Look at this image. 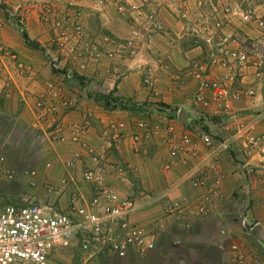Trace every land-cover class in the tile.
Wrapping results in <instances>:
<instances>
[{
    "label": "crops",
    "instance_id": "1",
    "mask_svg": "<svg viewBox=\"0 0 264 264\" xmlns=\"http://www.w3.org/2000/svg\"><path fill=\"white\" fill-rule=\"evenodd\" d=\"M94 1L81 0L79 3L85 13L82 19L85 31L89 39L98 43L99 47L106 45V38L110 36L114 55L111 61L85 58L86 69L82 74L87 79L82 86L87 88L88 95L81 98V110L65 112L62 119L65 123H83L87 143L99 152L102 151V145H105L103 127L108 119H122L129 125L124 141L106 153L111 171L107 173L105 182L113 186L119 196L134 198L136 209L130 214L129 221L142 226L146 231H154L155 247L142 255L131 249L124 257L101 253L93 258H88L75 247H68L53 251L51 258L57 264H231L236 252L229 246L236 243L244 249L248 264H254V260L264 264V165L257 164L252 158L248 159L249 164H244L248 158L242 148L244 138L241 134L235 136L236 129L231 115L224 117V120L230 121L231 126L225 130L221 127L220 118L198 119L197 108L191 101L195 81L187 71L191 61H203L206 55V47L197 40L189 26V21L196 13L195 0H190V11L185 17L181 15L179 0H151L150 8L158 13L165 28L143 42L134 57L128 56L121 44L130 31L129 16L120 15L113 5L97 7ZM6 2L12 6L21 2L19 7L22 5L25 8L27 16L23 33L36 48L26 43L23 33L19 34L9 27L12 24L0 27V49L1 46L4 48L3 54H0V68H4L10 75L7 96L4 95V88L3 93L0 92V146L5 155L3 168L13 171L15 178L25 184L27 177L22 171L26 162H29L37 170L38 185L33 188L37 199L42 198L56 205L62 212L72 215L73 211L68 205L69 194L77 191L81 195L77 205H84L93 190L91 183L82 180L86 158L83 157L73 168H67L65 162L75 148L74 143L69 140L65 143L50 141L42 125L32 127L35 111L31 92L40 89L53 78L49 63L40 54L49 42V27L39 19L37 9L32 5L34 0ZM258 8L264 17V8ZM199 11L208 14L211 10L204 5ZM5 19L0 15V21ZM224 29L227 33L238 31L245 35L255 34L254 27L238 20L225 25ZM13 55L16 57L13 58ZM19 61L29 68L27 73L15 68V62ZM146 71L154 77L153 91L142 84V75ZM179 74L182 75L181 81L173 78ZM249 79L244 77L242 83L237 81L232 87H244L249 84ZM87 80L90 82L88 85ZM102 83L111 84L115 98L126 100L128 108L116 106L108 110L93 103L90 95L99 93L92 86ZM72 84L71 92L80 96L81 85ZM232 106L237 112L238 121L247 124L253 122L255 133L264 131V99H236ZM84 110L89 111L86 119L82 118ZM258 111H261L260 115ZM180 113L183 114V121L179 118ZM139 120H149L160 126V132L145 142L146 153L141 156L134 153L130 140L132 123ZM165 126L173 128L172 136L175 139H179L181 134H194L195 130L200 129L214 134L218 139L231 138L230 148L220 152L217 166L222 179L219 189L223 196L209 205L206 214H199L196 207L207 189L193 185L190 175L194 170L198 174L207 169L212 161L211 153L193 138L195 144L191 151L183 154L188 155V162L184 164L176 158L171 166L165 168L164 164L168 161ZM34 134H40L42 143L37 156L29 158L27 154ZM125 164L130 168L124 173L119 174L114 169ZM61 179L67 183L64 193L59 197L48 193L45 185L58 187ZM211 181L212 174L208 173L207 187L211 186ZM24 188L26 191L29 189ZM175 200L185 201L182 217L176 212H166L168 204ZM243 203L249 209L255 226H260L262 238L245 235L239 227L233 209L241 207ZM221 229H226L227 233L221 234Z\"/></svg>",
    "mask_w": 264,
    "mask_h": 264
},
{
    "label": "built area",
    "instance_id": "2",
    "mask_svg": "<svg viewBox=\"0 0 264 264\" xmlns=\"http://www.w3.org/2000/svg\"><path fill=\"white\" fill-rule=\"evenodd\" d=\"M81 0H34L33 8L37 9L38 17L49 27V42L44 46L43 52L51 67L53 78L46 81L33 97V109L35 111L32 127L42 125L46 130L48 140L56 143H65L67 140L74 143L70 157L65 162L67 168H73L83 157L86 158L82 171V180L91 183L93 190L84 205H77L80 194L73 191L69 194V206L73 214H68L57 209L49 202L41 203L33 188L38 183L37 170L26 162L23 167V175L27 177L28 191L20 203H7L0 198V264H57L51 258V253L57 249L75 247L88 258L98 254L115 255L124 257L131 249L139 255L155 247L154 231H146L129 221L130 214L136 209V202L131 196H119L115 188L108 185L107 173L110 174L111 164L106 153L112 147H117L125 139V131L128 124L122 119H108L103 127L105 145L102 151H97L85 139L86 131L83 123H65L62 114L70 110H81V98L87 97V88L81 86L80 96L71 92L72 82L78 84L74 74L85 69L86 59L111 61L114 53L111 50V37L106 38V45L99 47L89 39L84 29L82 19L85 15L81 6ZM176 1V0H172ZM195 0L193 1L196 13L189 21L190 29L204 47L206 55L201 60L190 62L187 74L195 81L191 92V101L197 108L198 119L217 117L221 127L230 129V121L224 117L231 115L236 134L243 135L242 148L248 159L252 158L259 165H264V131L253 132L254 125L238 121L233 110L232 102L241 98L258 97L264 99V17L259 8H264V0ZM190 0H179L182 9V17L190 11ZM97 7H110L113 5L120 15H128L130 19V31L121 43L128 56L138 54L140 45L154 33H160L165 26L158 13L151 7V0H95ZM207 5L210 13L203 14L199 9ZM66 8V9H64ZM74 8L75 10H71ZM69 9V10H67ZM16 24L20 31L25 29L23 15L17 14ZM240 21L254 27V35L241 34L238 31L227 33L225 25L232 21ZM107 36V35H106ZM114 42V41H113ZM65 54V58L61 55ZM77 59L74 61L75 70H72L68 57ZM80 59V60H78ZM17 70L27 73L29 68L21 61L15 62ZM28 68V70H27ZM149 70V69H148ZM181 74L173 76L181 81ZM244 77H249V84L234 89L235 82H241ZM10 75L0 70V92L6 90ZM142 84L149 90L153 88L154 77L146 71L142 75ZM106 90V89H104ZM109 98L110 91H97ZM97 93L90 95L92 102L101 105L103 100L97 101ZM95 99V100H94ZM98 106V105H97ZM258 115L261 111H258ZM89 111L84 110L82 118L86 119ZM85 123V120H84ZM131 126V125H130ZM167 139L168 161L165 168L171 166L176 158L186 164L188 155L197 139L211 153L212 161L207 169L196 174L194 170L190 175L191 183L207 192L202 195L197 205L199 214H206L214 200L222 198L219 185L222 181L217 171L219 154L230 148L231 138L218 139L210 132L195 130L194 134H181L175 139L173 128L165 126ZM160 132L158 123L149 120H139L132 123L130 140L132 149L136 155L146 153L147 140ZM170 134V137H169ZM42 140L40 134H34L30 141L29 158L37 156ZM5 155L0 146V174L5 178H12L15 173L10 169H4ZM241 164L244 167L247 165ZM48 164H46L47 166ZM127 164L114 167L120 173L129 170ZM208 173L212 174L211 186L208 184ZM65 179L60 180V186L45 185L48 193L60 195L64 193ZM247 191V188H245ZM185 201L175 200L168 204L167 213L176 212L180 217L185 210ZM246 203V202H245ZM233 209V215L239 227L245 235H249L255 222L250 218L246 204ZM226 234V229L220 230ZM229 248L236 252L231 264H248L246 253L242 247L232 243ZM254 264H261L254 260Z\"/></svg>",
    "mask_w": 264,
    "mask_h": 264
},
{
    "label": "rangeland",
    "instance_id": "3",
    "mask_svg": "<svg viewBox=\"0 0 264 264\" xmlns=\"http://www.w3.org/2000/svg\"><path fill=\"white\" fill-rule=\"evenodd\" d=\"M21 3V2H20ZM20 3L19 4H17V5H13L12 6V4L11 3H7L6 2V0H0V15L1 16H4L6 19L4 20V21H0V27H2L4 24H12V26H10L9 25V27H11V28H13L15 31H17V33H19V34H22L23 32H24V30H19L20 29V26L18 25V24H16V20H15V17L17 16V14L19 13V14H21V15H23V17H24V19L26 18V16H27V13H26V10H25V8L21 5L20 7H19V5H20ZM15 6H17V7H15ZM64 9H66V8H64ZM67 10H69V9H67ZM71 10H75L74 8H72ZM8 20V21H7ZM84 26V25H83ZM84 29L86 30V28H85V26H84ZM4 48H3V46H1V51H0V54L2 55L3 54V50ZM42 50V49H41ZM42 53V55H43V58L45 59V61H47V59H46V56L44 55V52L42 51V52H40V54ZM14 57H16L15 55H13V58ZM73 55H72V57H68L67 58V61H69L70 62V65H71V69L72 70H75V63H74V59H73ZM61 58H65V54H62L61 55ZM104 59H106V58H103L102 60H104ZM78 60H80V59H78ZM98 61H100V60H98ZM47 64H48V61L46 62ZM89 63V62H88ZM108 67H110V65H111V62L110 63H108ZM16 66V65H15ZM90 66V65H89ZM48 67L50 68V66L48 65ZM86 67V66H85ZM16 69H17V67H15ZM2 68H0V70H1ZM86 69V68H85ZM85 69H82V71L81 72H79V74L77 73V75H79L80 77H81V82H79V81H77L81 86H82V84H84L85 85V80L87 79V78H85L84 77V75L82 74L83 73V71L85 70ZM3 70L5 71V73L6 72H8V71H6L4 68H3ZM105 72H106V70H105ZM104 72V73H105ZM104 75H106V74H104ZM82 77H84V78H82ZM75 78V77H74ZM75 80H77L76 78H75ZM49 81V80H48ZM90 82H89V80H87V82H86V85H88ZM76 84V83H75ZM73 86H74V84H72ZM77 85V84H76ZM40 89H42V87L40 88ZM40 89H38L37 88V90H35L33 93L31 92V96L32 97H34L35 95H36V93L40 90ZM92 89H94V90H96V92L97 91H101V90H103V91H110L109 92V98H107V100L109 101V103H110V105H114V102L113 101H111V100H114V99H116L115 98V96H114V94H113V90L111 89V84H106V83H102V84H99V85H93L92 86ZM104 89H106V90H104ZM155 89V83H154V85H153V88L151 89V90H149V91H153ZM98 95H101L100 93L99 94H97V96ZM119 101V100H118ZM123 101H126V100H123ZM97 105H98V107H105L104 105H101L100 103H97ZM105 105H107V104H105ZM109 104H108V108H105V109H108V110H111V106H110ZM4 166H6V165H4ZM6 168V167H5ZM7 169V168H6ZM23 187V190L21 189ZM24 187H28V185H27V181H25V184H23V183H21V181H19V180H17L16 178H15V175L12 177V178H10V179H8V178H5V177H0V198L4 201V202H7V203H20V202H22L23 201V199L25 198V193H26V190H25V188ZM59 196H61V195H58V197ZM39 198V197H38ZM41 203H44V202H46L44 199H40L39 200ZM68 202H69V196H68ZM69 205V204H68ZM57 209H59L56 205H54ZM70 207V206H69ZM71 208V207H70Z\"/></svg>",
    "mask_w": 264,
    "mask_h": 264
},
{
    "label": "trees",
    "instance_id": "4",
    "mask_svg": "<svg viewBox=\"0 0 264 264\" xmlns=\"http://www.w3.org/2000/svg\"><path fill=\"white\" fill-rule=\"evenodd\" d=\"M23 35V38L24 40L26 41V43L34 48H36V45L33 44L28 38L27 36L25 35V33L22 34ZM74 77L77 79V81L81 82V77L79 75H77L76 73L74 74ZM97 101H100V100H103L104 101V108H108V104L110 105L109 101L107 100V97H104V95H98L97 96ZM114 102V105H110L111 107L110 108H114V107H120V108H123V109H126L128 108L127 106L129 105H126V102L127 101H118V99H114V100H111ZM107 104V105H105Z\"/></svg>",
    "mask_w": 264,
    "mask_h": 264
},
{
    "label": "water",
    "instance_id": "5",
    "mask_svg": "<svg viewBox=\"0 0 264 264\" xmlns=\"http://www.w3.org/2000/svg\"><path fill=\"white\" fill-rule=\"evenodd\" d=\"M179 118L180 120L183 121V114L180 113ZM250 235L256 238H262L263 237V232L260 228V226H254L252 230L250 231Z\"/></svg>",
    "mask_w": 264,
    "mask_h": 264
}]
</instances>
